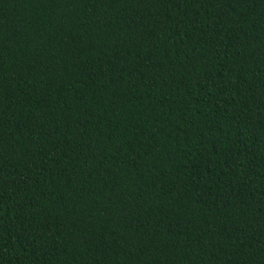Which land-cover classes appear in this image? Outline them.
Wrapping results in <instances>:
<instances>
[{
  "label": "trees",
  "instance_id": "obj_1",
  "mask_svg": "<svg viewBox=\"0 0 264 264\" xmlns=\"http://www.w3.org/2000/svg\"><path fill=\"white\" fill-rule=\"evenodd\" d=\"M0 264H264V0H0Z\"/></svg>",
  "mask_w": 264,
  "mask_h": 264
}]
</instances>
